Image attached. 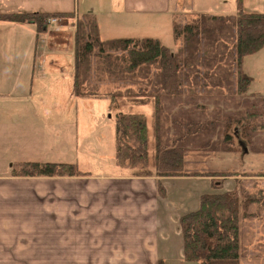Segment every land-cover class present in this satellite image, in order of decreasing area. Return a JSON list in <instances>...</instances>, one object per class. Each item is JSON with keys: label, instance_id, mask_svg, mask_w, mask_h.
<instances>
[{"label": "trees", "instance_id": "1", "mask_svg": "<svg viewBox=\"0 0 264 264\" xmlns=\"http://www.w3.org/2000/svg\"><path fill=\"white\" fill-rule=\"evenodd\" d=\"M174 15L175 51L154 38L102 40L96 17L76 22L73 38L74 94L107 99L115 113V165L132 168L136 177H182L190 153L264 155V97L249 93L252 78L242 69L245 57L264 47V14ZM51 18L69 13L0 14V21L33 24L46 31ZM150 105L154 169L149 162V128L143 114L124 106ZM77 164L23 162L12 165L14 177L87 176ZM213 172L206 177H229ZM204 176V177H205ZM159 194L163 195L160 187ZM264 201V192L235 190L204 194L196 210L179 219L186 263L240 264L239 216ZM249 216V215H248ZM162 264V262H158Z\"/></svg>", "mask_w": 264, "mask_h": 264}, {"label": "crops", "instance_id": "2", "mask_svg": "<svg viewBox=\"0 0 264 264\" xmlns=\"http://www.w3.org/2000/svg\"><path fill=\"white\" fill-rule=\"evenodd\" d=\"M44 1L47 0H0V14L69 13L74 20L92 14L102 40L118 38L116 33L124 28L135 33L139 26L148 24L153 28L154 39L166 47L158 28L164 22L167 27L170 24L172 30L174 15L236 14L235 0H74L72 12H50ZM242 4L245 12L264 14V0H242ZM72 38L73 33L64 28L38 33L33 24L0 21V221L3 217L5 221L15 219L19 211L32 213L33 218L34 212H49L52 207L57 210L59 227L71 221L76 224L88 220L90 253L113 254L115 245L118 251L114 256L132 259L137 256L127 253L132 254L134 249L133 253L139 254V250L144 251L147 246L150 258L158 264L160 241L165 240L160 212V204L168 196L165 186L218 178L136 177L118 168L115 162L107 171L102 167L95 172L80 169V163H87L84 158L94 157L101 162V152L82 145L77 127L67 143L64 135L51 131L54 124L49 117H77L83 108L96 111L97 115L111 111L107 99L75 96ZM132 108L124 106L122 110L132 112ZM113 115L115 119V113ZM33 117L39 122L35 131L31 126ZM57 132L64 134V131ZM56 146L61 151L56 150ZM53 154L57 155L55 159L51 158ZM59 155L63 158L58 159ZM27 161L77 164L82 172L89 174L65 178L11 176L12 165ZM160 187L163 195L159 194ZM206 191L195 195V201L208 194ZM193 207L195 209L196 205ZM9 227L7 223L0 224V228Z\"/></svg>", "mask_w": 264, "mask_h": 264}, {"label": "rangeland", "instance_id": "3", "mask_svg": "<svg viewBox=\"0 0 264 264\" xmlns=\"http://www.w3.org/2000/svg\"><path fill=\"white\" fill-rule=\"evenodd\" d=\"M44 3L50 12H65L66 10L72 12L74 7V0H47ZM77 20L73 18L58 19V25L51 31L64 28L67 31H71L74 38ZM137 29L139 31L131 33L128 31V28H124L116 34L118 38H154L152 35L154 34L152 32L153 28L149 27L148 24L145 27L139 26ZM159 30L162 34L160 35L162 42L167 45V48L175 51L176 45L172 37L170 24L167 27L163 22L162 26L158 28ZM73 45L71 41V49H73ZM242 69L252 78L249 93L264 97V47L259 53L245 57L242 61ZM151 111L152 108L150 105L132 108L133 113L143 114L148 118L150 157L148 168L153 170L154 143L151 134ZM95 114L96 111H87V108H83L77 117L50 116L49 121H51V124H54L53 128L51 126V131L53 132L54 130L58 136L64 135L66 142L70 143V139L75 132L74 128L77 127L76 131L80 135L82 145L90 146V150L100 151L103 156L101 162H97V159L94 157L84 158L87 160V163H80V169L95 172L98 168L102 167L107 171L110 170L111 163L115 162V156L112 155L115 153V119L112 112L107 111L104 114L98 112V115ZM57 120L59 121L58 124L55 123ZM69 121L72 123L69 124ZM36 124H39V122H36V119L33 117L31 125L33 131L37 130ZM71 128H73V132ZM57 131H64V134ZM34 142L35 139L31 143H28V146H31ZM55 149L61 151V148L57 146ZM222 154L190 153L185 159V175L205 176L213 172H229L238 175L224 178L216 177L218 178L216 181L208 179L206 182H197L194 180L184 183H169L165 186L168 191V196L160 204V212L162 214L161 232L165 239L164 241H160L159 261L162 264H197L186 263L184 261L182 236L179 225V219L182 215L198 208L199 201H195V195L206 190H208L206 191L208 194L235 190L241 200L242 196L247 192L252 194H258L261 190L264 192V155L245 154L242 152ZM18 156H21V154ZM55 157L57 155L53 154L51 158L55 159ZM18 158L21 159V157ZM61 158L63 157L59 155L58 159ZM209 167L217 169L214 170ZM227 168L232 171L218 170H228ZM124 169L130 174L135 171L132 168ZM228 179L231 181L226 182ZM194 205H196L195 209H193ZM246 213L247 216L243 212H240L239 216L240 264H264V201L250 205ZM31 214H26L25 211H19L15 215V219L5 221L3 217L2 221H0V224L7 223L10 226L9 228H0V264L156 263L155 260L150 258L148 250L146 249L147 246L144 251L140 249L139 254H134V249H132V254L127 253L128 256H137L132 259L114 256L118 251L115 245L113 254L112 252L99 253V251L97 253H90V229L88 228V220L79 221L76 224L71 221L62 228L58 225L57 210L52 207L49 212H34L33 218ZM96 246L100 245L96 244ZM92 257H97V259H93Z\"/></svg>", "mask_w": 264, "mask_h": 264}, {"label": "built area", "instance_id": "4", "mask_svg": "<svg viewBox=\"0 0 264 264\" xmlns=\"http://www.w3.org/2000/svg\"><path fill=\"white\" fill-rule=\"evenodd\" d=\"M58 25V19L57 18H51L47 22V30L48 32L53 30Z\"/></svg>", "mask_w": 264, "mask_h": 264}]
</instances>
